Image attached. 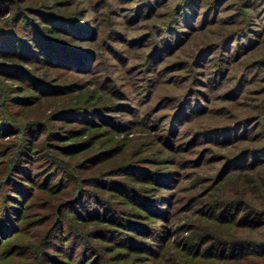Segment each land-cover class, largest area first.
I'll return each mask as SVG.
<instances>
[{"label": "rangeland", "instance_id": "1", "mask_svg": "<svg viewBox=\"0 0 264 264\" xmlns=\"http://www.w3.org/2000/svg\"><path fill=\"white\" fill-rule=\"evenodd\" d=\"M254 239L264 0H0V264H264Z\"/></svg>", "mask_w": 264, "mask_h": 264}, {"label": "trees", "instance_id": "2", "mask_svg": "<svg viewBox=\"0 0 264 264\" xmlns=\"http://www.w3.org/2000/svg\"><path fill=\"white\" fill-rule=\"evenodd\" d=\"M187 3V2H186ZM183 16L184 17H186L187 16V11H192L190 8H189V4H188V6H187V4H185V5H183ZM184 12H186V14L184 13ZM186 15V16H185ZM17 13L12 17L13 19L15 18H17ZM22 19H23V17H22ZM45 27V26H44ZM51 27H53V26H51ZM35 28L36 29H38L39 31H40V26L38 25V24H35ZM50 28V27H49ZM45 30V28H42V30ZM47 29H48V27H47ZM55 31H57V30H55V29H53L52 28V33L50 34V35H52V36H55ZM25 33V34H24ZM16 36V37H15ZM31 36H32V34L30 33V32H27L26 33V31H23V33H12L9 37H11V38H13L14 39V41H17V44H19L20 46H22V45H24V47L25 48H27V50H30L31 51V47L34 45V44H28L29 42L27 41L28 39H31ZM47 39V38H46ZM49 40V39H48ZM12 41V40H11ZM32 43H35L33 40H32ZM48 43V42H47ZM54 43V42H53ZM52 43V44H53ZM44 44V43H43ZM45 44H46V42H45ZM29 45V46H28ZM35 45H36V43H35ZM43 46V45H42ZM53 46H56V45H53ZM23 47V46H22ZM52 47V46H51ZM45 49H46V47H44ZM72 49V51H73V47H71ZM34 50V49H33ZM71 51V52H72ZM45 60V59H44ZM33 148H34V146H32ZM20 153V152H19ZM20 156V154L18 155V157ZM17 157V158H18ZM17 158H16V160H17ZM12 197H16V196H13L12 195ZM4 209V216H3V220H5V221H7V222H10V221H12L11 220V218L13 217L11 214H15L17 211H16V208H14L13 206H5V208H3ZM17 214H18V212H17ZM22 220H23V218H21ZM208 228H210V226H208L207 227V229ZM108 237H110V236H108ZM217 242H218V244L217 245H219L220 247H221V249H229V250H236L238 247L237 246H234L233 244V242H231V240H224V239H217ZM247 242V244L246 245H250V246H252V247H257L258 248V250L259 251H262V250H260L259 248H261V247H263L264 246V239L263 240H257V239H254V240H248V241H246ZM147 244V243H146ZM87 247V246H86ZM243 247H247V246H243ZM243 247H242V249H243ZM83 249H85V246H84V248ZM241 249V248H240ZM58 251H60V252H62V253H60V254H56V255H60L61 257H64L65 255L67 256V254H65V252L66 251H64L63 249H62V246H61V249L60 250H58ZM232 254H230V255H228V256H226L227 258H229V256H230V258H232V259H236L237 257H236V255H237V252L235 253V252H231ZM83 254V253H82ZM83 256V255H82ZM223 257L225 256V255H222ZM64 263V261L62 260V264ZM102 264H104V263H102Z\"/></svg>", "mask_w": 264, "mask_h": 264}]
</instances>
